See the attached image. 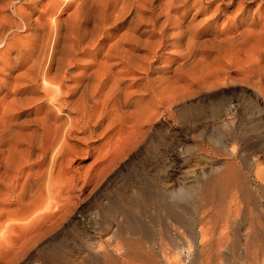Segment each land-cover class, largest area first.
<instances>
[{
  "label": "bare ground",
  "instance_id": "bare-ground-1",
  "mask_svg": "<svg viewBox=\"0 0 264 264\" xmlns=\"http://www.w3.org/2000/svg\"><path fill=\"white\" fill-rule=\"evenodd\" d=\"M167 53L169 64L161 67ZM213 54L216 65L208 62ZM205 65L221 67L204 73ZM233 65L238 80L261 98L264 0H0V264L17 263L51 237L81 194L92 193L142 146L162 115L181 112L197 88L227 80ZM224 151L233 156V150ZM89 157L87 170L68 175L72 158ZM221 166L209 172L223 174L220 182L209 178L214 186L208 179L134 192L138 204L125 206L130 214L111 237L128 231L153 243L154 264H237L235 245L240 259L246 258L242 264H264V216L263 223L257 215L244 219L248 185L235 186L232 167ZM250 178V194L264 199V167L256 161ZM210 186L213 198L222 194L223 218L211 230L197 231L178 209L196 198L208 202ZM235 221L250 231L238 234L233 246L228 236ZM214 233L217 246L228 250L225 258L203 254ZM116 240L108 250H96L97 264H152L130 250L134 244Z\"/></svg>",
  "mask_w": 264,
  "mask_h": 264
},
{
  "label": "rangeland",
  "instance_id": "rangeland-1",
  "mask_svg": "<svg viewBox=\"0 0 264 264\" xmlns=\"http://www.w3.org/2000/svg\"><path fill=\"white\" fill-rule=\"evenodd\" d=\"M20 4H23V2ZM228 9L229 14H233L235 4L230 5ZM201 18L203 16L198 19ZM171 56L172 54L170 53L164 54L161 63L158 65L163 67L169 64ZM214 56L213 54L212 59L210 58V61H208L212 63H210L211 65H216L213 62ZM237 60L239 61L240 59ZM214 61L218 63V60ZM234 62L235 60L232 64ZM237 62L234 64L239 66L240 64L238 65ZM238 63H241V60ZM218 64L220 65L221 63ZM211 65H208V67H206L207 65L201 66L204 73L210 70L215 71L216 68L221 67H218L219 65L214 67ZM236 66L233 65L232 69H230L231 71L226 70V78H229L222 81L221 84L210 88H202L201 90L195 89L194 96L192 94V97L188 96L189 99L187 97L181 112L172 110L169 114L162 115L160 117L161 120L159 119V122L157 120L155 123V130L153 129L150 132L149 137L145 139V143L143 142L142 146L139 145L140 149L137 148L132 153L130 152L129 155L127 154L124 157L125 159L123 158L124 160L122 159L116 166L117 168L112 169L103 180L101 179L102 181L94 189L95 191L93 190L90 193V188L82 193L81 198L77 201L74 213H71L70 217L68 216V219L63 221L62 225L54 232L55 235L53 234L48 239L46 238V241L39 243L34 250L28 252L15 264H97L96 259L98 257L95 258V255L97 256L96 250H108V246L113 239L126 242V246H129L130 243V245L134 244L133 247H130V250L133 249L132 251L135 253L138 252L136 255L143 257L142 260L145 259L143 261H149V263L154 264L155 260L153 258L156 256L153 252L155 250L153 243H148L140 237L132 236L128 234V231L121 233L118 231L120 235L116 234L117 238H115L116 236L111 237L115 231L117 232V222H122L130 214L128 213V207L125 206L138 204L135 193L146 192L150 186L160 187L161 192H164L166 188L177 187L178 185L186 188L197 185V181L199 183L207 182L209 178L212 181L213 178H216L220 182L222 181L220 176L223 175L221 172H216V175L209 172L212 167L220 168L222 164L232 167L234 180L236 181L235 186H239L240 182L248 185L246 189L249 190V194L248 192L246 193L247 205L244 209V219L248 220L253 216H258V220L263 223L260 217L264 216V199L258 195L254 197L250 194V190H253L255 185L247 181L251 179L253 161L264 167V65L260 66L263 75L260 77V87L258 86L257 90V93L260 92L262 99L258 94L256 95V92L252 93L251 86L238 80L240 77L236 76ZM197 70L196 75L203 72L201 69ZM193 77L195 78V76ZM213 133H221L223 138L213 137ZM122 136L123 134L120 137ZM224 147H227L230 151L233 150L232 157H228L229 155L224 151ZM71 160L69 167L72 170L68 174L69 176L72 175L73 170L78 169L82 172L87 170L93 159L89 157L78 162L73 161V158ZM225 166H221V169ZM245 178L248 180H244ZM211 180L208 181L210 184L212 183ZM216 180L214 184L217 183ZM214 184L212 183L211 185L214 186ZM221 188L218 190L221 189L220 192L224 193L225 189ZM209 189L213 191L211 193L212 196H209L211 191H207L206 200L208 199L209 205H206L207 201L205 199L196 198V203L186 202L187 204H181V206L183 205L182 208L178 209L185 223L193 221L196 224L197 231L200 227L210 228L209 230H211L216 226V222L218 223L223 218V215H221L223 212L219 208L220 204H222V194H217L218 197L213 198V196L216 197L214 188L210 186ZM252 199L255 205L250 203L253 201ZM199 200L202 202H199ZM255 201L258 203H255ZM201 203L205 204L202 206ZM239 223V221H235L229 227L231 236H228L230 237L228 243L230 245L235 244L238 234H246L250 231V227L247 224L242 226ZM124 226L122 225V227ZM181 230L182 232L186 231L185 228ZM211 236V240L208 239L210 243L208 242V245L203 250L204 256L207 259H213L215 252V258H219L218 255L225 258L228 250L223 246H217V244L221 245V243L218 239H215L216 233ZM144 244L146 246H142ZM234 248L236 249V245L232 249L234 261L240 262H237V264L246 262V258L241 260L237 249L235 250ZM53 252L58 254H53L56 258L52 256ZM216 253H218L217 257ZM207 259L202 256V260L206 261Z\"/></svg>",
  "mask_w": 264,
  "mask_h": 264
}]
</instances>
